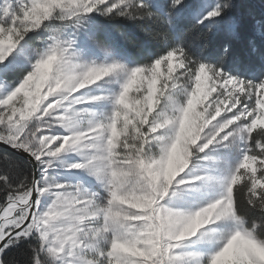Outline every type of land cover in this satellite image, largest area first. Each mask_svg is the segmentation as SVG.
<instances>
[{
	"label": "snow or ice",
	"instance_id": "snow-or-ice-1",
	"mask_svg": "<svg viewBox=\"0 0 264 264\" xmlns=\"http://www.w3.org/2000/svg\"><path fill=\"white\" fill-rule=\"evenodd\" d=\"M0 264H264V0H0Z\"/></svg>",
	"mask_w": 264,
	"mask_h": 264
},
{
	"label": "trees",
	"instance_id": "trees-1",
	"mask_svg": "<svg viewBox=\"0 0 264 264\" xmlns=\"http://www.w3.org/2000/svg\"><path fill=\"white\" fill-rule=\"evenodd\" d=\"M190 2L193 3V4H196V3H200L201 0H190ZM236 2L239 5H244V4H247V3H253V4H256V5L260 4V0H236ZM258 10L259 9L257 8V11ZM245 11H247V10L245 8H243V7H239L236 10L237 15H239V14L245 12ZM234 47L237 49V51H239V47H240L239 45H234Z\"/></svg>",
	"mask_w": 264,
	"mask_h": 264
}]
</instances>
